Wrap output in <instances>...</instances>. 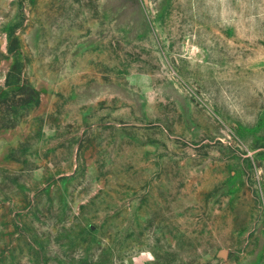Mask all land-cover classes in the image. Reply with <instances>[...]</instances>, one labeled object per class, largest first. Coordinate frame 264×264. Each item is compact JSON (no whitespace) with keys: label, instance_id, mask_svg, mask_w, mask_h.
Returning a JSON list of instances; mask_svg holds the SVG:
<instances>
[{"label":"rangeland","instance_id":"rangeland-1","mask_svg":"<svg viewBox=\"0 0 264 264\" xmlns=\"http://www.w3.org/2000/svg\"><path fill=\"white\" fill-rule=\"evenodd\" d=\"M0 264H264V0H0Z\"/></svg>","mask_w":264,"mask_h":264}]
</instances>
